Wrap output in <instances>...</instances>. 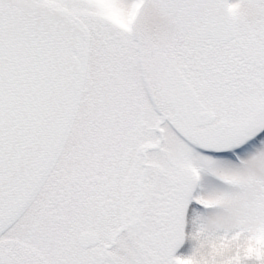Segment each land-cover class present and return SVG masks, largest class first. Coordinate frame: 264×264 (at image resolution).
<instances>
[{
    "label": "flooded vegetation",
    "instance_id": "flooded-vegetation-1",
    "mask_svg": "<svg viewBox=\"0 0 264 264\" xmlns=\"http://www.w3.org/2000/svg\"><path fill=\"white\" fill-rule=\"evenodd\" d=\"M236 1H230L235 36L224 43L184 31L163 0H126L121 23L95 0H60L59 6L0 0L3 49H31L32 61L52 66L46 79L53 88L87 80L85 126L75 130L76 167L63 174L60 190L83 208L80 218L97 207L86 232L99 235L93 249L112 256L113 264L120 252L131 253L134 264L136 257L143 264H212L192 216V208L209 205L197 177L169 148L223 159L228 153L211 147L264 107V19L246 22L248 0L238 8ZM255 1L249 13L264 15V0ZM148 10L151 18L141 24ZM52 224L46 219L47 228ZM13 261L36 264L22 251Z\"/></svg>",
    "mask_w": 264,
    "mask_h": 264
},
{
    "label": "rangeland",
    "instance_id": "rangeland-1",
    "mask_svg": "<svg viewBox=\"0 0 264 264\" xmlns=\"http://www.w3.org/2000/svg\"><path fill=\"white\" fill-rule=\"evenodd\" d=\"M80 1L85 5L89 0ZM253 1L242 10L246 22L264 19L249 13ZM95 2L111 21L122 22L126 0ZM50 4L61 5L60 0ZM236 4L243 7V0ZM151 13H144L141 24ZM30 53L23 46L5 50L0 41V264H13L19 251L31 254L36 264H113L112 256L78 244L92 225L87 217L96 206L83 218L78 215L76 226L54 214L63 174L76 167L75 130L85 126L80 119L89 106L87 80L79 77L65 89L53 88L46 79L52 66L32 61ZM169 154L197 177L200 198L209 205L192 208V216L199 219L195 232L212 264H264V134L223 159L200 157L193 149L181 153L176 146ZM48 218L59 222L58 229L45 226ZM117 254L116 264H134L131 253Z\"/></svg>",
    "mask_w": 264,
    "mask_h": 264
},
{
    "label": "water",
    "instance_id": "water-1",
    "mask_svg": "<svg viewBox=\"0 0 264 264\" xmlns=\"http://www.w3.org/2000/svg\"><path fill=\"white\" fill-rule=\"evenodd\" d=\"M180 7L176 0H165V7L174 11L175 8H181L175 11L180 17V23L186 32L203 39H210L219 42H229L235 36L234 28L231 23L229 12L230 0H179ZM175 3V5H174ZM264 131V107L255 112L243 127L224 131L218 141L211 147L216 152L227 153L233 147L243 144L250 140L255 134ZM121 228L113 239L111 248L115 239L123 232ZM100 242L99 236L93 233H83L79 238V245L83 249L95 247Z\"/></svg>",
    "mask_w": 264,
    "mask_h": 264
},
{
    "label": "trees",
    "instance_id": "trees-1",
    "mask_svg": "<svg viewBox=\"0 0 264 264\" xmlns=\"http://www.w3.org/2000/svg\"><path fill=\"white\" fill-rule=\"evenodd\" d=\"M21 134H23V130H20ZM60 189V188H59ZM61 192V190H60ZM60 194V198L56 199L57 202L53 205L56 207V212L54 211V214L57 215L59 218H62L60 221L65 224L75 225L77 223V217L78 215L81 216L82 213V207H78L75 204L72 205L74 201H65ZM73 218H76V221L74 222ZM56 224H59V222H54V226L57 228ZM76 226V225H75ZM58 229V228H57ZM60 231V230H59Z\"/></svg>",
    "mask_w": 264,
    "mask_h": 264
}]
</instances>
